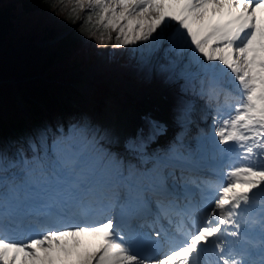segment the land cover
I'll use <instances>...</instances> for the list:
<instances>
[{"label":"snow or ice","instance_id":"snow-or-ice-1","mask_svg":"<svg viewBox=\"0 0 264 264\" xmlns=\"http://www.w3.org/2000/svg\"><path fill=\"white\" fill-rule=\"evenodd\" d=\"M47 9L169 87L170 119L62 113L0 134V264H264V0ZM194 98L206 125L185 143Z\"/></svg>","mask_w":264,"mask_h":264},{"label":"trees","instance_id":"trees-1","mask_svg":"<svg viewBox=\"0 0 264 264\" xmlns=\"http://www.w3.org/2000/svg\"><path fill=\"white\" fill-rule=\"evenodd\" d=\"M58 2L0 0V81H14V84L0 83L2 135L61 114V97L74 91L76 77L101 52L76 38L77 24L72 32L67 31L74 24L68 23L70 17L54 16L47 9L49 3ZM117 56L116 51L111 54L112 59ZM104 89L98 85L99 93ZM16 95L26 114L18 107Z\"/></svg>","mask_w":264,"mask_h":264},{"label":"rangeland","instance_id":"rangeland-1","mask_svg":"<svg viewBox=\"0 0 264 264\" xmlns=\"http://www.w3.org/2000/svg\"><path fill=\"white\" fill-rule=\"evenodd\" d=\"M82 11L84 10L78 12ZM106 53L107 49L78 77L79 93H70L67 98L61 100V104L66 110L88 112L96 120L103 123H106V117L118 114V107L121 105L119 97L122 96L123 89L134 87L141 95V88L147 89L151 81L147 79L148 82L143 84L141 79L134 75L137 71L134 68L135 59L133 57L119 55L117 61H111ZM99 83L104 84L108 91H103L97 95L96 86ZM169 92L171 95V90ZM95 97H99L98 103L94 101ZM97 107L100 109L97 110ZM186 143L191 142L188 140Z\"/></svg>","mask_w":264,"mask_h":264},{"label":"bare ground","instance_id":"bare-ground-1","mask_svg":"<svg viewBox=\"0 0 264 264\" xmlns=\"http://www.w3.org/2000/svg\"><path fill=\"white\" fill-rule=\"evenodd\" d=\"M140 43V42H138ZM121 74H123L121 72ZM135 76H138L141 79V82L143 84H146L148 82V80L144 77H142L140 74L135 73ZM151 81L153 80L154 85L152 86L153 88L150 89L148 86V92L146 88H141L142 91L141 92H145L143 95V99H139L142 95H139L138 91H136V89L134 87L132 88H125L122 91V96L119 97L120 101H121V105L118 107V114H114V115H110L108 117H106V123H113V124H120L122 122H127L130 120H133L135 118L136 115V107L138 105H141V109L143 110V112H148V111H152L155 112L157 114H160L162 116H164L165 118L170 119L169 113H168V107L169 105L172 103V94L169 95L170 100L168 102H160L161 106H158L157 103L155 102H151V103H147L145 102L144 98L146 97V95L150 94L152 92L153 89L158 88V86H164V90L162 92H168L169 91V87L163 85L159 80L157 79H150ZM150 89V90H149ZM139 99V100H138ZM196 99V109L200 108V102L201 100L199 98H194ZM157 101H160L159 97L157 96L156 98ZM167 103V105H166ZM112 106V105H111ZM158 106V108H157ZM199 110V109H198ZM194 121H196V118H193ZM191 127V126H190ZM176 130V128L173 126L172 129H170V131L164 136L161 137V139H165L168 137V135L170 134L171 131ZM162 140V141H163Z\"/></svg>","mask_w":264,"mask_h":264}]
</instances>
